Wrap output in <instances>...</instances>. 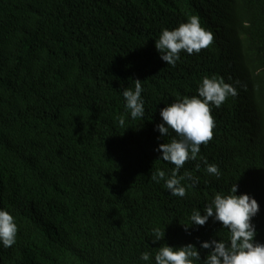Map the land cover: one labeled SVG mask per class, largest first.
I'll return each instance as SVG.
<instances>
[{"label": "trees", "instance_id": "obj_1", "mask_svg": "<svg viewBox=\"0 0 264 264\" xmlns=\"http://www.w3.org/2000/svg\"><path fill=\"white\" fill-rule=\"evenodd\" d=\"M194 15L212 43L167 65L155 39ZM205 76L237 94L210 105L212 139L176 174L185 196H172L151 177L171 176L154 149L176 134L158 139L154 126ZM136 79L145 113L132 119L121 91ZM235 183L260 205L264 243V0H0V208L18 227L0 264H145L142 252L189 243L203 264L199 243L229 230L184 226Z\"/></svg>", "mask_w": 264, "mask_h": 264}, {"label": "clouds", "instance_id": "obj_2", "mask_svg": "<svg viewBox=\"0 0 264 264\" xmlns=\"http://www.w3.org/2000/svg\"><path fill=\"white\" fill-rule=\"evenodd\" d=\"M214 37L200 24L198 16H191L186 22L172 30L163 29L155 39V49L160 59L167 65L175 67L180 59L181 50L191 55L198 54L201 49L212 43ZM134 90L123 88L124 109L132 119L143 118L145 113L141 80L136 79ZM197 96L183 98L167 104L160 109L161 121L154 126L160 137L173 132L176 134L168 143H160L155 151L159 158L175 165L170 177L165 179V172L158 170L152 175V180L159 183L164 180V186L169 194L176 197L185 196V187L177 173L186 161L195 160L200 152V146L207 144L213 136L214 120L210 105L219 108L231 95L237 94L236 88L223 80L205 76L197 88ZM123 124V119L120 120ZM206 163V172L219 178L221 172L215 164ZM190 179V177H188ZM238 184L231 186L229 194L217 193L211 202L205 205L203 214L194 209L189 217L190 227L203 226L209 220L220 222L221 227L229 230L227 241L210 239L199 243L200 249L208 250L203 264H264V243L255 240L257 228L252 222L260 211L257 200L247 193L237 195ZM18 227L14 217L5 209L0 208V245L7 248L16 242ZM157 233V237H160ZM155 242V241H154ZM200 259L197 247L189 243L184 246L159 247L154 258L149 252H142L139 259L145 264H193L191 258Z\"/></svg>", "mask_w": 264, "mask_h": 264}]
</instances>
